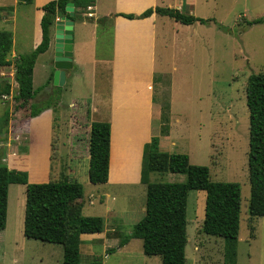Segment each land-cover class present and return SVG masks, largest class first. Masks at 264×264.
Instances as JSON below:
<instances>
[{"label": "crops", "instance_id": "obj_1", "mask_svg": "<svg viewBox=\"0 0 264 264\" xmlns=\"http://www.w3.org/2000/svg\"><path fill=\"white\" fill-rule=\"evenodd\" d=\"M4 1L0 0V6H12ZM28 1L13 0V3ZM49 1L32 0L30 3L39 13L32 47L41 41V7ZM213 1L94 0L74 19L73 64L62 85L64 93H71L69 108H64L61 98L62 107L54 113L45 109L35 117L20 121L21 131L9 127L0 132V163L27 171L29 182L64 178L82 184V214L101 216L104 227L99 233L80 235V253L92 252L96 240L102 242L106 253L115 246L127 247L133 241L131 238L122 243L132 230L128 226H133L139 219H125V209H120L116 203H108L112 194L109 189L140 185L146 189V182L142 180L145 144L156 136L159 150L165 151L169 144H174V122L183 120L184 112L175 105V59L178 54H184L185 45L189 46L190 41L198 45L194 41L196 37L188 32L189 27L204 23L184 24L154 11L155 7L178 9L184 14L203 18L197 8ZM149 8L153 9L151 14L140 16ZM127 14L134 16L126 17ZM13 18H4L0 26L5 29ZM12 39L9 57L14 59L19 53L15 50L13 33ZM50 49L54 55V24L50 30L49 47L41 54ZM13 71V65L0 67V80L11 84L8 79L12 78ZM5 96L6 100L10 99L12 91ZM94 121H106L110 127L108 178L102 184H93L88 178V138ZM163 127L168 130L164 132ZM15 135L22 139L18 141ZM29 138L31 153L26 154L20 148H24ZM63 157L65 160L53 172V159ZM4 158L7 161L2 162ZM147 181L152 182L150 176ZM97 185L103 188L102 191L96 188ZM8 191L6 225L0 231L10 236L9 230L13 227L21 235L26 186L10 183ZM141 210L144 212L143 206ZM247 225L249 238L252 241L258 239L260 243L257 263L264 264V216H249ZM239 239L238 234V242ZM248 246L251 247L249 242Z\"/></svg>", "mask_w": 264, "mask_h": 264}, {"label": "rangeland", "instance_id": "obj_2", "mask_svg": "<svg viewBox=\"0 0 264 264\" xmlns=\"http://www.w3.org/2000/svg\"><path fill=\"white\" fill-rule=\"evenodd\" d=\"M31 1H28L29 4H15L13 0L3 2L14 7L9 19L11 16L14 18L7 23L10 25L5 29L13 33L15 50L19 54L28 53L34 48L32 41L37 31L39 13L30 4ZM197 11L200 17L211 21L189 27L188 32L196 37L194 41L198 45L195 46L190 41L189 46L185 45L184 54H178L175 59V105L180 112H184V116L179 122L174 120V144H169L165 151L186 154L190 164L207 166L212 180L236 181L240 184V239L235 264H258L260 243L258 239L252 241L249 238L247 227L250 183L245 85L249 74L264 72V22L251 25L247 23L256 18H264V0H215L197 8ZM53 59L52 49L37 57L32 85L38 93L32 101L44 103L50 99L49 109L54 113V110L62 107V103H59L61 98L64 100V108H69L71 93H64L62 86L53 85L52 82L47 84L50 73L54 71ZM13 76L8 79L13 88L12 97L7 100L6 96L0 97V131L5 128L8 130L9 127H17L21 131L20 121L29 117L31 100L22 104L21 100L13 97L17 92ZM49 92L51 96L47 98ZM30 149L29 138L20 150L30 154ZM63 159L64 157L53 159V172L55 167L62 164ZM148 176L152 182H182L186 178L185 172L171 171H151ZM96 188L99 191L103 189L100 186ZM109 190L112 194L108 203H116L120 209H125V219L133 221L142 217L144 212L141 208L144 207L146 191L144 185L110 187ZM12 194L10 191V196ZM205 196L204 190L188 191L185 246L187 264L224 262V240L202 231ZM129 228L132 226H128ZM9 233L10 236L0 231V264H62L61 244L26 238L22 233L18 235L13 227ZM92 247V252L80 253L82 264L93 261H98L99 264H161L159 255L143 253L139 238H134L127 247L115 246L114 250L107 253L101 241H94Z\"/></svg>", "mask_w": 264, "mask_h": 264}, {"label": "trees", "instance_id": "obj_3", "mask_svg": "<svg viewBox=\"0 0 264 264\" xmlns=\"http://www.w3.org/2000/svg\"><path fill=\"white\" fill-rule=\"evenodd\" d=\"M69 1L74 3V15L71 17L73 20L94 2V0H51L45 3L41 7L43 10L40 19L41 41L30 52L19 54L14 59L9 57L13 44L12 32L0 26V67L13 65V77L17 84V92L13 97L21 100L22 104L31 100L28 118L35 117L51 107L50 99H47L46 103L32 101L38 93L32 85L33 69L38 55L49 47L50 30L58 11H64ZM152 11L153 9L149 8L140 16H147ZM154 11L184 24L209 21L173 8L155 7ZM12 12V6H0V22ZM259 22H264V18H256L247 23L251 25ZM52 74L50 73L47 84H51ZM11 91L13 94L11 84L6 80H0V97L10 94ZM50 96L51 92L47 94V98ZM245 99L248 108L247 166L250 183L248 212L249 216L258 217L264 216V72L249 74L245 85ZM5 116V124H7V112ZM167 130V127H163L164 132ZM109 134L108 122L91 123L88 138V178L93 184L107 182ZM54 150L53 147V153ZM151 171L185 172L186 178L182 182H149L147 176ZM142 180L146 182L144 215L124 237L123 244L131 238H139L142 241L143 253L159 255L161 264H187L185 255L187 195L192 189L204 190L206 196L202 231L206 235L224 240L223 264L236 263L241 209V191L238 182L212 180L209 168L205 165L190 164L186 154L160 151L156 136L144 146ZM10 183H21L26 186L23 235L26 238L61 244L62 264H82L79 250L80 235L99 233L104 227L101 216L82 214V184L66 179L31 183L28 181L27 171L9 168L0 163V230L6 225ZM90 264H99V262L93 261Z\"/></svg>", "mask_w": 264, "mask_h": 264}, {"label": "water", "instance_id": "obj_4", "mask_svg": "<svg viewBox=\"0 0 264 264\" xmlns=\"http://www.w3.org/2000/svg\"><path fill=\"white\" fill-rule=\"evenodd\" d=\"M74 3H66L64 11H58L54 22V71L52 84L62 86L65 82L66 72L72 67L73 54V24Z\"/></svg>", "mask_w": 264, "mask_h": 264}, {"label": "built area", "instance_id": "obj_5", "mask_svg": "<svg viewBox=\"0 0 264 264\" xmlns=\"http://www.w3.org/2000/svg\"><path fill=\"white\" fill-rule=\"evenodd\" d=\"M88 15H90V13H88ZM3 96H4V95H3ZM3 96H2V97H3ZM4 97H5V96H4ZM15 139H17V140L19 141V140H21L22 138H21L19 135H16V136H15ZM13 154H15V153L13 152ZM5 161H7L6 158L2 159V162H5Z\"/></svg>", "mask_w": 264, "mask_h": 264}]
</instances>
